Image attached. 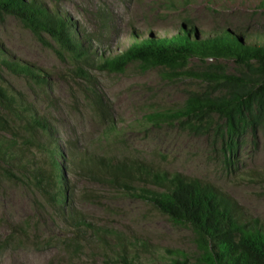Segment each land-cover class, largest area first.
Wrapping results in <instances>:
<instances>
[{"label": "rangeland", "instance_id": "1", "mask_svg": "<svg viewBox=\"0 0 264 264\" xmlns=\"http://www.w3.org/2000/svg\"><path fill=\"white\" fill-rule=\"evenodd\" d=\"M38 1L65 14L89 36L86 43L106 56L128 47L134 36L166 39L187 26H193L196 35L227 30L240 38L249 37L248 42L264 35L263 0ZM44 38L48 43L39 40L16 16H3L0 41L4 49L14 59L43 71L47 83H36L5 67L0 76L9 90L21 94L51 124L58 152L66 157L61 161L66 194L88 222L111 228L128 240L142 238L152 249H179L192 260L200 256L197 238L189 227L175 223L152 204L90 181L78 164L70 165L72 160L77 163L82 153L141 159L158 169L197 177L236 199L264 224L263 128L249 129L232 153L209 136L195 135L178 125L144 124L145 112L160 106H182L191 91H204L208 83L193 75H166V68H147L141 59L131 61L124 73L85 66L87 76H80L71 56H61L58 45L49 36ZM211 65H222L235 74L248 71L233 59L215 57H191L187 69L200 72ZM86 92L103 99L117 131L109 134L108 123ZM0 112L5 113L1 108ZM39 197L38 191L24 183L0 179V240L7 238L14 224H32L28 241L1 244L0 264H121L111 260L119 254L103 251V245L90 234V243L73 244L69 240L74 238L73 230L52 211L43 210ZM138 251L148 264L149 254L143 248Z\"/></svg>", "mask_w": 264, "mask_h": 264}, {"label": "trees", "instance_id": "2", "mask_svg": "<svg viewBox=\"0 0 264 264\" xmlns=\"http://www.w3.org/2000/svg\"><path fill=\"white\" fill-rule=\"evenodd\" d=\"M7 15L19 18L39 40L48 43L44 36H49L61 56L69 54L77 63L76 73L80 76H87L85 66L124 73L131 61L141 59L147 68H166V75H193L208 83L204 91H191L182 106H160L145 112L144 124L178 125L195 135L209 136L214 144L220 142L232 153L249 129H264V35L248 42L249 37L240 38L227 30L216 35H196L195 28L187 26V30L166 39L134 36L128 47L106 56L86 43L89 36L77 24L46 3L0 0V19ZM191 57L230 58L244 64L248 71L235 74L222 65H211L196 72L187 69ZM3 67L36 83H47L43 71L14 59L0 41V70ZM86 95L108 123L109 134L117 131L103 99L89 92ZM0 108L5 111L0 112V179L21 182L38 191L42 209L52 211L73 230L74 238L69 239L73 244L81 246L84 240L90 243V234L103 245V251L119 254L117 259H110L121 264H147L140 256V248L149 254L148 264H264V224L259 218L214 184L158 169L141 159L82 153L77 163L69 162L72 166L78 164L90 181L152 204L175 223L189 227L197 238L199 258L192 260L175 248L152 249L142 238L128 240L111 228L94 226L66 194L68 186L61 170V161L66 157L58 152L51 124L21 94L9 90L1 76ZM31 226L29 221L12 225L11 233L0 240V248L1 244L3 247L28 241Z\"/></svg>", "mask_w": 264, "mask_h": 264}]
</instances>
